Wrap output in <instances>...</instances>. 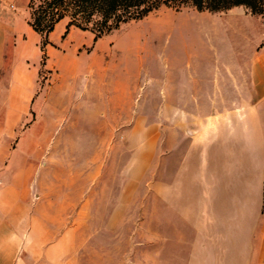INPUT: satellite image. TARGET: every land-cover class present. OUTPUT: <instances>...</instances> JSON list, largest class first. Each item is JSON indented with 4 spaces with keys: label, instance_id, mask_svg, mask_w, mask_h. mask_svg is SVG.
I'll list each match as a JSON object with an SVG mask.
<instances>
[{
    "label": "rangeland",
    "instance_id": "obj_1",
    "mask_svg": "<svg viewBox=\"0 0 264 264\" xmlns=\"http://www.w3.org/2000/svg\"><path fill=\"white\" fill-rule=\"evenodd\" d=\"M29 1L0 0V12L30 24ZM69 20L52 31L55 38L63 29L43 54L38 93L11 147L21 138L48 137V146L32 148L35 174L55 168V184L44 190L58 192V214L77 218L68 204H81L75 232L81 264H169L171 236L175 257L177 236H195L170 206L171 178L192 132L214 116L226 146L248 132L253 97L231 96L247 94L253 53L264 47V0L221 11L163 6L96 40L91 29L67 28ZM37 33L48 46L50 33ZM191 77L240 82L241 92L226 85L223 98H170V81Z\"/></svg>",
    "mask_w": 264,
    "mask_h": 264
},
{
    "label": "crops",
    "instance_id": "obj_2",
    "mask_svg": "<svg viewBox=\"0 0 264 264\" xmlns=\"http://www.w3.org/2000/svg\"><path fill=\"white\" fill-rule=\"evenodd\" d=\"M62 31L55 38L50 32V43L42 48L41 35L25 18L0 12V114L6 100L8 116L0 128V264H81L75 236L82 226L81 204H68L69 210H78L77 218L58 214V192L52 197L44 190L55 184V168L35 174L32 148L48 146V137L21 138L14 148L10 138L38 93L43 54L50 53ZM251 77L246 95L231 96L253 97V117L244 138L226 146L219 117L214 116L194 129L171 178V210L185 217L195 236H177L176 257L171 236L169 264H264V47L253 53ZM240 84L233 87L219 77L172 79L170 98H223L226 85L235 93L241 92ZM180 112L178 106L172 108V114ZM76 171L79 166H74Z\"/></svg>",
    "mask_w": 264,
    "mask_h": 264
},
{
    "label": "trees",
    "instance_id": "obj_3",
    "mask_svg": "<svg viewBox=\"0 0 264 264\" xmlns=\"http://www.w3.org/2000/svg\"><path fill=\"white\" fill-rule=\"evenodd\" d=\"M237 5L253 9V0H30V25L48 35L68 17L67 28L91 29L95 40L131 20L142 19L163 6L177 10L194 7L199 11H221Z\"/></svg>",
    "mask_w": 264,
    "mask_h": 264
}]
</instances>
